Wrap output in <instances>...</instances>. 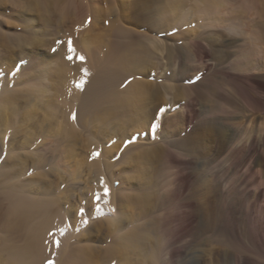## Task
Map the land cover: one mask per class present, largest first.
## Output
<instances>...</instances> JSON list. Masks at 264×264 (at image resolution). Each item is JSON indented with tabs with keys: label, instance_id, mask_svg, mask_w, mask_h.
Listing matches in <instances>:
<instances>
[{
	"label": "bare ground",
	"instance_id": "obj_1",
	"mask_svg": "<svg viewBox=\"0 0 264 264\" xmlns=\"http://www.w3.org/2000/svg\"><path fill=\"white\" fill-rule=\"evenodd\" d=\"M184 1L156 12L158 30ZM247 1L244 10L264 16V0ZM199 3L209 13L226 4ZM37 5L48 20V0ZM260 23L246 30L253 47L264 41ZM113 28L127 42L108 55L82 35L74 52L59 45L52 62L0 66V264H264L263 52L212 61L205 69L218 70L191 86L184 68H165L168 84L152 91L141 76L147 47L138 52L129 29ZM17 36V45L29 39ZM153 156L143 180L135 164Z\"/></svg>",
	"mask_w": 264,
	"mask_h": 264
},
{
	"label": "rangeland",
	"instance_id": "obj_2",
	"mask_svg": "<svg viewBox=\"0 0 264 264\" xmlns=\"http://www.w3.org/2000/svg\"><path fill=\"white\" fill-rule=\"evenodd\" d=\"M221 1H225L226 4H223L226 6L224 5V8L220 7L221 10L220 8H216L210 11L211 14L213 13V15H211L209 11L203 10L199 0H185L183 4H181L182 7L180 6L181 10L178 9V12L171 15L172 18L170 21L166 22L168 26L158 30L155 24H153V18L157 11H163L164 8V11L168 8V12H171L170 0H48L50 3V13L52 14L51 17L47 15L49 16L48 20L43 19V17L46 16L38 7V0H0V66L10 64L15 66L13 71H16L19 65L23 63V58H30V61L33 63L39 60L40 62L38 61V64H43L46 60H48L47 62H52L50 60L57 59L54 56L59 45H64L65 47L71 40L78 42L82 35H86L94 42L96 41L95 43L103 48L104 56L108 55L111 51L118 49V47L127 42L123 36L114 34L113 32V26L117 27L120 25L124 26L127 30L129 29L130 38L133 40L138 52L144 54L146 51L144 47H147L146 49L149 54L148 69L147 72L143 73L141 76L151 83L150 87L152 91H157L159 88L164 89L162 84H168L162 77L165 68H167V73L173 72V69L175 72H179L180 68H184L188 77L185 84L189 86L196 85L200 83L208 73L211 74V72L213 73L218 70L215 64L214 68L213 65H211V71L206 70L204 66L210 64V62L211 64H213V62L218 63L219 59L225 60L227 58L226 61L232 64L234 60L238 61L241 59V52H243L244 49L246 51L249 50L250 55L252 54L254 58L258 57V52L260 50L263 52L261 57H264V41L261 40L259 46L255 45V47H253L254 44L249 41L250 37L248 38L250 32H246V30L248 31L250 29L249 27L252 29L255 26L257 27L260 22H263L264 16L261 15L262 12H260L261 14L259 13V15L263 16L261 21V16L258 15L260 17L259 19L257 14H255L260 10H255L251 8L250 5L247 8L249 11L244 10L246 9V3H248L247 0ZM239 3L241 4L239 5ZM233 5L235 6V11L233 10ZM188 9L189 11H187ZM217 9L220 11H216ZM185 10L187 12H185ZM224 11L226 16L224 15ZM184 13L187 14L184 15ZM230 14L232 16H229ZM117 15L118 18L116 17ZM209 15L212 17L210 18ZM254 16H256L260 22L258 20L256 21V17ZM23 17H25L26 22ZM26 18H31L29 24ZM20 19L23 20L21 21ZM211 19L213 21H211ZM214 19L216 20L214 21ZM252 19L254 21H252ZM113 23L114 25L112 26ZM179 23H182V25ZM247 24L250 26H247ZM32 27H34V30ZM240 27L242 29H240ZM234 28H237V32ZM230 32H234L233 34L235 35ZM87 33H89V35H87ZM15 35L19 37L26 36L29 39L31 36L35 42L26 38V43H22L24 46L20 44L19 46L17 42L13 40V38L16 37ZM205 38L208 39L206 40ZM262 39H264V37ZM29 41L30 43L28 44L27 42ZM152 42L153 44L155 43V46ZM25 44L27 45L25 46ZM161 44L162 47L160 46ZM204 49L208 52L207 56L202 55ZM169 50H173V60L175 64L172 68L166 67L165 58ZM162 52L164 54H162ZM215 59L216 61H214ZM258 59L259 58H257V60ZM26 73L24 72V74ZM168 98H171V95H169ZM137 135H139V133H136L134 137ZM150 159L144 160V158H142L138 161L139 163L135 164L136 167L142 169L140 176L143 180L145 179V175H153L150 173H153L156 167L155 157L153 156ZM136 170H138V168ZM131 171L133 173L135 171L134 168ZM117 183L118 185L120 184L119 181H117ZM151 192L153 194L154 190ZM76 195L77 193H73L74 198ZM151 198L153 199V195ZM97 240H99L98 243L101 245L102 240Z\"/></svg>",
	"mask_w": 264,
	"mask_h": 264
},
{
	"label": "snow or ice",
	"instance_id": "obj_3",
	"mask_svg": "<svg viewBox=\"0 0 264 264\" xmlns=\"http://www.w3.org/2000/svg\"><path fill=\"white\" fill-rule=\"evenodd\" d=\"M69 52H74V49L71 47V41H69ZM68 58L69 59H72L71 56H69ZM79 59L81 61H83L84 60V57L81 56V57H79ZM83 83L84 82L81 81L80 84L77 85V86L78 87H82ZM72 118L74 120L76 119V114L75 113H73V117ZM151 131H152L153 138H155L156 135H157V125L155 123H153V125L151 126ZM92 155H93V157H97V156L100 155V153L94 152ZM101 183L104 186V192L103 193H99V192L96 193L95 194V201L97 202V204H96V211H97V213L103 215L104 214V210L101 207V204H107L109 202V200L107 199V197L109 196L110 193H109V189H108L107 185L104 184L103 179H102ZM85 211L86 210L84 208H81L79 215L80 216H84L85 215ZM84 223L85 224L87 223V220L86 219L84 220ZM64 231H65V229H61V234H63ZM77 231H79V229H77ZM50 235H51V233H50ZM57 244H59L58 241H57Z\"/></svg>",
	"mask_w": 264,
	"mask_h": 264
}]
</instances>
